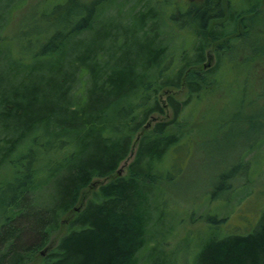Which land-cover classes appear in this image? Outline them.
I'll return each instance as SVG.
<instances>
[{
  "label": "trees",
  "instance_id": "1",
  "mask_svg": "<svg viewBox=\"0 0 264 264\" xmlns=\"http://www.w3.org/2000/svg\"><path fill=\"white\" fill-rule=\"evenodd\" d=\"M25 2L0 0V264H146L156 254L180 264L170 244L183 216L168 222L161 182L182 173L192 138L171 127L187 124L185 109L211 86L235 78L223 45L214 64L207 48L238 31L246 1L128 0L111 12L112 0H91L69 23L76 0H60L41 15L43 41V29H25L16 43L6 29ZM187 19L197 36L178 30ZM183 85L186 100L167 97L175 118L142 133L164 112L162 92ZM136 139L128 173L78 210L82 191L118 172ZM226 219L211 214L210 233L185 235L199 241L194 264H264V209L246 231L226 229Z\"/></svg>",
  "mask_w": 264,
  "mask_h": 264
},
{
  "label": "rangeland",
  "instance_id": "2",
  "mask_svg": "<svg viewBox=\"0 0 264 264\" xmlns=\"http://www.w3.org/2000/svg\"><path fill=\"white\" fill-rule=\"evenodd\" d=\"M2 1L6 4L9 0ZM58 1L26 0L22 7L14 11L6 34L18 43L25 29L30 31V35L43 29L40 38L43 41L48 22L41 21V15L48 10L49 4ZM90 1L76 0L75 12L66 22L76 20L80 5ZM126 1L112 0L111 12L121 8ZM187 1L197 6L202 0ZM245 1L247 13L239 19L238 31L222 41H213L207 48V63L214 64L215 49L219 44L223 45L224 53L235 67V78L230 75L227 82L211 86L200 102L190 103L185 109L186 115L191 112L187 124L171 127L174 132H185L192 138L182 173L173 181L161 182L168 195L167 210L172 212L168 222L174 223V214L182 213L183 216L178 224L179 232L170 244L173 253L177 252L180 264L196 262L199 241L197 245L196 239L193 241L191 238L187 242L184 238L185 235H194L200 227L207 235L209 230L205 224L211 214L226 216V229L246 231L257 222L264 209V0ZM241 20L248 24V28ZM177 26L184 35L197 36L193 21L187 19ZM169 95L179 101L186 100L188 88L185 85L166 88L160 95L164 112L154 113L150 125L144 127L142 133L152 132L157 122L175 118L173 108L167 103ZM137 148L136 139L118 172L111 177L95 178L82 191L78 210L85 207L102 184L117 174L128 173ZM238 164L243 165L238 172L231 177L226 175ZM66 223L67 220L54 234V241L66 232ZM41 254L43 256L45 253ZM156 255L146 264H166L161 255ZM174 258L175 254L172 260Z\"/></svg>",
  "mask_w": 264,
  "mask_h": 264
}]
</instances>
